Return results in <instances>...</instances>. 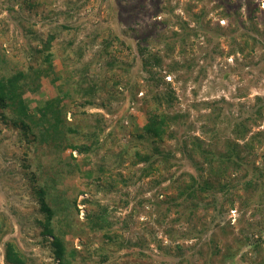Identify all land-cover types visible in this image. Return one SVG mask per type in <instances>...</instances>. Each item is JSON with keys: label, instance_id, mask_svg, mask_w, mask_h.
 <instances>
[{"label": "rangeland", "instance_id": "374dc122", "mask_svg": "<svg viewBox=\"0 0 264 264\" xmlns=\"http://www.w3.org/2000/svg\"><path fill=\"white\" fill-rule=\"evenodd\" d=\"M130 3L136 4V8L128 7ZM256 3H260L262 11L254 20V28L247 29V25L220 20L222 8L213 9L214 0H0V54L11 70L44 67V58L36 49L43 47L50 33L57 35L51 51L55 55V73L63 80L54 81V74L44 76L42 89L34 93L26 91L24 96L31 108L43 99L54 97L60 82H65V89L77 98L75 81L80 82L76 86L78 89L89 84L83 81L84 71L106 90L103 97L107 100V106L102 108L77 106L71 98L67 99L69 123L79 131L76 134L66 132L68 143H89L88 133L101 115L106 118L105 131L99 133L100 146L88 153L78 152L72 146L65 148L60 168L52 167L49 162L57 156L52 148L40 145L33 136L27 138L20 133L4 119L0 110V264H11L5 259L8 241L14 242L23 252L25 264H57L53 247L44 240L43 228L38 222L45 215L38 191L51 177L57 182L47 199L52 205L55 198L62 199L64 195L70 201L77 197L79 211L73 209L74 228L66 239L69 248L76 250L70 257V264H174L184 261V257H190L193 264H230L225 256L227 245L237 248V240L243 238V229L248 234L254 230L258 232L260 213H264V207L256 211L253 204L245 210L240 208L247 197L246 191L241 190L243 198L234 208L226 206L228 210L223 213H218L212 205L206 213L198 209L192 221L183 217L174 222L182 215L174 210L166 222H159L163 217L160 205L166 198L170 180L176 176L188 178V172L196 173L191 160L178 149L185 136L209 138L204 134L203 124L209 120V125L213 126L208 114L216 107L220 114L219 128L230 133L235 120L250 118L264 103V35L261 34L264 0H256ZM160 8L166 9L159 11ZM193 13H201L203 17L190 24L198 34L188 37L185 50L178 44L175 52L176 60L188 62L185 70H189V79L177 82L173 81V74L168 75L172 80L166 77L167 81H173L170 87L178 97L172 112L189 114L183 128L181 125L173 127L177 137L163 143V150L173 153L171 160L176 164L169 170L141 176L146 164L134 163L135 151L145 152L147 146L145 142L137 144L136 135L143 132L155 106L149 99L144 101L143 84L147 74L142 71L135 36L153 28L151 44H155L156 33L176 28L173 24L177 14L191 18ZM244 33L251 34L249 45ZM114 35L126 42L122 45L115 41L111 47L121 61L113 67L100 66L94 57L102 50L104 41ZM255 38H260L261 42L255 43ZM239 47L244 50H238ZM117 84L122 89L116 91ZM161 88L167 87L162 85ZM98 101L101 103V98ZM205 102L214 103V108H205ZM259 131H263L264 139V117L252 125L250 134ZM255 156L263 166L264 147L259 148ZM101 166L105 172L100 170ZM86 171L92 173L91 177L86 176ZM165 177L168 180L156 183ZM212 196L210 194L209 198ZM220 196L218 191L219 199ZM84 198L106 205V216L112 225L98 231L85 226L86 234L76 233V228L85 225L81 222L85 212L93 206L83 203ZM64 213L62 210L55 216L56 225L64 218ZM249 222H253V226L250 227ZM169 226L177 234L189 232L195 236L173 241L166 234ZM198 234L201 239L197 238ZM142 239H146V246L139 245ZM159 240L164 242L162 250L158 248ZM212 242L220 245L221 251L213 252ZM176 243L183 245L182 252L175 249ZM251 243L246 242L239 249L237 264H258L264 253L254 252ZM180 264L189 263L186 260Z\"/></svg>", "mask_w": 264, "mask_h": 264}, {"label": "trees", "instance_id": "16d2710c", "mask_svg": "<svg viewBox=\"0 0 264 264\" xmlns=\"http://www.w3.org/2000/svg\"><path fill=\"white\" fill-rule=\"evenodd\" d=\"M243 6H245L244 11L242 10ZM128 7L136 8V4L130 3ZM220 7L222 8L221 14L223 16L220 20L226 19L230 24L241 23L244 26L247 25V29L249 26L254 28V20L259 16V11H262L260 3L257 4L256 0H243L242 2L241 0H214L212 8L217 9ZM164 9L160 8L159 11ZM190 13L188 11V14ZM191 16L192 19L177 14L176 22L173 24V27L176 28L156 33V37L154 38L155 44H151L153 41V28L144 30L135 36L137 37L142 71L147 74L145 84H143L146 90L144 101L147 102L149 99L155 106L150 111L147 122L143 126V132L136 135L137 144L145 142L147 146L145 152L135 151L136 161L134 163L146 164L141 169V176H147L155 171H164V169L169 170V168L176 164L171 160L174 156L173 153L169 150H167L168 152L163 150V143L176 138L177 133L173 131V127L181 125L183 128L184 122L189 117L188 113L172 112L171 109L178 102V97L170 85L173 81L178 82L181 79L187 81L189 79V70H185L188 62L184 64L183 61L176 60L175 52L178 44L185 50V42L188 37L192 34L194 36L198 34L197 29L190 24L191 21H200L203 18L202 14L193 13ZM261 22L264 28V20ZM159 23L161 24L162 22ZM261 34L264 35V30ZM250 35L249 33H244L247 45H249L248 40L251 38ZM56 37L55 33H50L47 39H45L43 47L36 49L37 54L44 58V67L29 66L27 70H11L6 64L7 61L4 60V56L0 54V110L4 119H8V123L18 128L20 133L27 138L33 136V139L35 138L41 143L40 145L45 144V146L52 148L57 153V156L49 162L52 163V167L60 168V165L63 163L61 153L65 151V148L67 149L72 146L78 152L88 153L93 147L100 146L101 143L98 136L99 133L105 131L103 123L106 121V118L101 115L94 129L88 133L90 135L89 143L81 145L68 143L67 139L69 137L66 135V132L76 134L79 131L69 123L67 99L71 98V101L78 104L77 106H99L102 108L103 106H107V100L103 97V92L105 93L106 90L94 78L90 77L89 74L87 77V72L84 71L82 75L83 81L89 84L85 88L78 89L76 86L80 82L75 81L74 91L78 94L77 98H74L72 91L65 89V82H60L58 85L59 90L54 94V97L41 100L34 108L30 107L29 100L24 96L26 91L34 93L42 89V78L44 76L54 74V81H60L63 78L61 75L55 73L56 71L53 66L55 55L51 50L53 47L52 43ZM255 40V43L261 42L260 38H255ZM115 41L120 42L122 45L126 44L118 35L106 39L102 50L94 57L100 66L106 64L109 67H113L117 62L121 61L111 49ZM158 44L160 45L158 46ZM155 45L156 47H154ZM262 45L264 46V42ZM251 47L255 48V45H251ZM238 50L243 51L244 49L239 47ZM82 55L83 51L80 52V56ZM105 55L108 58L106 57L104 61ZM189 64V67L193 66L191 62ZM169 74H173L174 76L172 82L166 79ZM127 84L129 83L127 82ZM127 84H125L126 87H128ZM162 85H165L167 88L162 89ZM116 86V91L120 88L122 89L118 84ZM140 88L141 86H139L138 90ZM100 98L101 103L98 101ZM204 105L205 108H214L215 106L211 102H205ZM218 110V107H216L212 114H208V119H211L213 123L212 127L209 125V120L203 124L204 134H208L209 138L188 135L185 136L184 140L182 139V144L178 149L185 157L191 160L195 166L196 173L188 172V178L176 176L173 180H170L166 187L168 193L163 204L160 205L163 217L160 218L159 222H166L167 217L174 210L182 214L180 217L174 219V222L181 220L183 217L192 221L198 209L206 213L211 205L218 210V213H223L226 210V206L232 209L235 207L236 202L243 198L241 195L242 189L246 191L247 195L240 207L242 210H245L251 204L256 207V211L264 207V165L262 166L260 162H257V157L255 156L257 150L264 147L263 131L250 134L252 125L257 124V120L264 117V103L257 108L255 115H252L250 118L235 120L230 133H225L224 129L219 128L218 119L220 114ZM71 155L72 158H75L73 154ZM76 168L78 171L80 170L78 164H76ZM100 170L102 172L106 171L103 166L100 167ZM91 175L90 171H86V176L91 177ZM97 178L99 179V177ZM164 180H168V178L159 179L156 183L161 184ZM56 186V179L51 177L49 183L47 182L46 186L38 191V195L41 196V208L45 213L44 218L38 222L43 228L42 234L44 240L46 242L49 241L53 247L55 256L58 259L57 264H70V257L75 255L76 250L69 248L66 239L74 228L72 219L73 209L78 213L79 208L77 206V197L70 201L64 195L62 199L55 198L53 205L47 201L51 195V190ZM218 191L221 193L220 199L217 197ZM210 194L213 195L211 199L209 198ZM203 202L205 204L201 205ZM83 203L93 206H90L91 208L85 212L84 219L81 221L82 225H85L80 229L76 228V233L80 235L86 234L85 226L90 230L98 231L106 228L107 225H112L109 217L106 216L108 214L106 205H102L89 198H84ZM62 210H65L64 218L60 219L56 225L54 218ZM260 216L258 223L261 222V224H259L260 226L258 225V232L252 229L254 232L248 234V231L243 229V238L237 240V248L227 245L225 256L230 264H237V260L235 259L238 256L237 254L240 253L239 249L244 243L249 241L252 242V250L254 252L263 251L264 253V213L261 212ZM248 224L250 227L253 226V222H249ZM166 234L173 241L179 238H191L195 236L194 233L190 234L189 232L177 234V231L172 226L168 227ZM47 236H50L52 239H48ZM197 238L201 239L199 234ZM163 243V240H159L158 248L161 250L163 249ZM215 244L216 242H212L213 246H210L213 247V252L221 251L220 245ZM139 245L146 246V239L140 240ZM175 249L180 253L183 250V245L176 243ZM241 255L243 256L244 253ZM5 259L6 262L11 264L26 263L25 255L12 241H8L5 244ZM186 260L189 264H193L190 257H184V261L174 264L184 263ZM257 262L258 264H264V255Z\"/></svg>", "mask_w": 264, "mask_h": 264}, {"label": "clouds", "instance_id": "9594fccd", "mask_svg": "<svg viewBox=\"0 0 264 264\" xmlns=\"http://www.w3.org/2000/svg\"><path fill=\"white\" fill-rule=\"evenodd\" d=\"M168 77H170V78H171V76H168ZM171 80H172V78H171Z\"/></svg>", "mask_w": 264, "mask_h": 264}]
</instances>
